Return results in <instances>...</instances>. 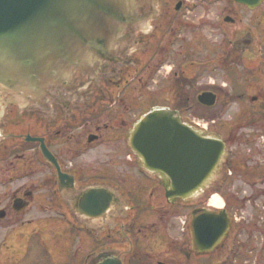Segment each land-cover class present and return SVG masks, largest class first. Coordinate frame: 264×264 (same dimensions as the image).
I'll return each instance as SVG.
<instances>
[{"label":"flooded vegetation","instance_id":"obj_1","mask_svg":"<svg viewBox=\"0 0 264 264\" xmlns=\"http://www.w3.org/2000/svg\"><path fill=\"white\" fill-rule=\"evenodd\" d=\"M162 1L161 18L152 22L153 34L129 53V59L105 62L100 69L104 70L92 80L78 72L79 83L61 87L65 90L53 96L47 109L27 112L17 104L7 106L0 120V181L4 187L0 231L20 237V257L9 262L69 264L55 256L58 247L77 251L88 247L79 264H228L230 243L244 228L242 220L249 213L243 192L250 181L243 173L250 170L236 164L230 153L226 175L214 180L215 185L190 198H170L166 182L142 164L133 136L138 121L154 108H169L181 115L186 102L205 106L199 101L203 92L216 94L215 105L221 106L236 97L233 87L228 89L231 84L213 85L193 97L186 94V86L192 83L184 77L186 70L181 74L180 69L182 61L196 53L185 50L191 42L180 39L177 30L194 24L188 14L195 9L198 23L194 25L213 23V19L226 25L220 37L230 44L229 57L241 56L248 90L245 101L256 107L247 116L255 118V111L263 108L264 119V90L260 96L249 93L251 78L264 71V0L252 5L238 0ZM172 54L175 69L161 78L167 69L165 57ZM68 89L74 91L67 93ZM257 119L250 124L264 126V120ZM215 124L209 136L221 135L231 145L232 133L215 134ZM90 190H99L100 201L107 207L96 220L87 222L80 204ZM214 190L221 193L232 227L223 247L201 254L193 248L191 217L196 209L217 208L212 204ZM33 209L44 210L45 217H31ZM51 226L53 231L48 233ZM40 235L46 247L45 262L31 259L37 255L32 252L33 239ZM2 243L6 250L9 246ZM91 254L98 259L87 262Z\"/></svg>","mask_w":264,"mask_h":264},{"label":"water","instance_id":"obj_2","mask_svg":"<svg viewBox=\"0 0 264 264\" xmlns=\"http://www.w3.org/2000/svg\"><path fill=\"white\" fill-rule=\"evenodd\" d=\"M238 1L252 5L261 0ZM163 5L162 0H0V120L9 104L27 112L47 109L53 96L65 90L61 87L79 83L78 72L92 80L105 62L129 59L153 34L152 22L160 19ZM199 101L212 106L216 96L205 92ZM133 143L147 170L166 182L170 198H189L205 189L227 153L223 140L207 137L165 108L139 120ZM98 192L90 190L80 204L87 222L107 207ZM231 225L224 209L194 210V248L213 251ZM95 255L87 262L98 259Z\"/></svg>","mask_w":264,"mask_h":264},{"label":"rangeland","instance_id":"obj_3","mask_svg":"<svg viewBox=\"0 0 264 264\" xmlns=\"http://www.w3.org/2000/svg\"><path fill=\"white\" fill-rule=\"evenodd\" d=\"M196 11V9L195 11L191 10L188 14L192 19L188 21L194 24L198 23V17L194 15ZM208 15L209 12H206V17ZM211 17H213L212 13ZM220 21L222 22V20L213 19V23L209 22V24H204L201 22L200 26L193 24L189 29L182 30L180 28L177 30L178 35H181L180 39L191 42V44L189 42L186 44L187 48L185 50L195 51L194 53H196L195 57H188L182 61L180 73L182 74V69L186 70L184 77L192 83V86H186L187 95L189 94L193 97V95L196 96L205 89H210L208 87H213V85L222 86L224 84H231L228 89L232 86L234 89L232 93L236 97L229 105H215L207 109L198 107L193 101V105L188 110H183L181 114L185 122H190L188 114L215 120L216 124L214 128L216 129L213 130L212 128L215 134L232 133L233 141L231 145L229 144L230 150L227 153L226 161L229 154L232 153L233 160H236V164L246 165L247 170H250V172L243 173L244 178L250 181V184L255 187H252L249 183H246L245 186L243 184V194L247 197L246 208L249 213L246 215V219L242 220L244 222V228L236 233L230 243L231 249L227 253L229 255L227 259L231 264H264V193L255 195V198L252 196L254 192L260 193L261 190L264 191V126L260 123L256 125L250 124L256 117H258V121L264 120L261 115L263 108L255 111L257 113L255 114V118H249L247 116L249 110L253 112V109L256 107H249L251 103L245 101L248 90L246 89V84H244L246 73L244 71V65L240 55L235 54L233 58L229 57L230 44L223 42L220 37V35L222 36L226 33L227 28L226 25L222 26ZM179 45L180 42L176 44L177 47ZM174 52L176 53V51ZM172 56L174 57V54L166 55L164 64L167 66V69L164 70L161 78L165 77L167 75L166 72H169L172 68L175 69L174 65L177 62ZM251 79L253 81L251 82L249 93L260 96V91L264 90V71ZM189 89L190 91H188ZM224 167L225 164L217 172L215 181H220L224 177L226 173ZM254 170L257 174H254ZM211 184L215 185V182L213 181ZM3 193L4 187L1 186L0 181V196H3ZM216 193V191L213 192V194ZM212 203H216L217 206L224 205V201L219 195L214 197ZM34 211L41 214H34ZM43 211L41 209H33L32 216L31 213L29 216L45 217V215H42L44 214ZM252 212H254V215H252ZM48 216L46 215V217ZM50 231H53L52 226L48 233ZM8 235V231H0V264H13L8 259L20 257V253L17 251L20 237L18 238L16 235L10 237ZM41 236L33 239L35 245L32 252L34 255H37L34 257L32 255L31 259L34 260L35 258V260L45 262V260L47 261V253L46 247H43L42 243H40L42 241ZM90 241L94 243L92 239ZM2 242H5L6 247L7 245L9 246L6 250ZM58 248L56 249L55 256L59 259L68 260L69 264H79L90 250L88 247H84L78 251L74 247H67L63 250L61 247L60 249ZM225 258L223 257L221 260Z\"/></svg>","mask_w":264,"mask_h":264},{"label":"bare ground","instance_id":"obj_4","mask_svg":"<svg viewBox=\"0 0 264 264\" xmlns=\"http://www.w3.org/2000/svg\"><path fill=\"white\" fill-rule=\"evenodd\" d=\"M216 203H218V202H216ZM216 203H215V204H216ZM218 207H219V208H221L222 206H221V205H219Z\"/></svg>","mask_w":264,"mask_h":264},{"label":"trees","instance_id":"obj_5","mask_svg":"<svg viewBox=\"0 0 264 264\" xmlns=\"http://www.w3.org/2000/svg\"><path fill=\"white\" fill-rule=\"evenodd\" d=\"M187 105V102H186V104H185V106Z\"/></svg>","mask_w":264,"mask_h":264}]
</instances>
